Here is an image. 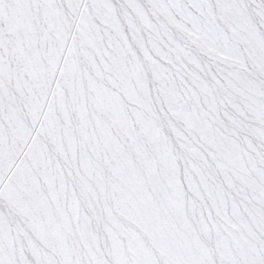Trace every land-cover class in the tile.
<instances>
[{
  "label": "snow or ice",
  "instance_id": "obj_1",
  "mask_svg": "<svg viewBox=\"0 0 264 264\" xmlns=\"http://www.w3.org/2000/svg\"><path fill=\"white\" fill-rule=\"evenodd\" d=\"M0 264H264V0H0Z\"/></svg>",
  "mask_w": 264,
  "mask_h": 264
}]
</instances>
